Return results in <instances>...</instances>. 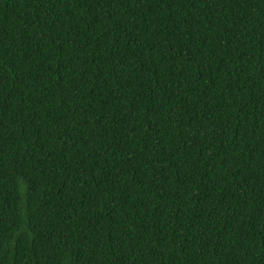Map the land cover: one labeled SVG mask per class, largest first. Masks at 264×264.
Masks as SVG:
<instances>
[{"label":"trees","instance_id":"16d2710c","mask_svg":"<svg viewBox=\"0 0 264 264\" xmlns=\"http://www.w3.org/2000/svg\"><path fill=\"white\" fill-rule=\"evenodd\" d=\"M0 264H264V0H0Z\"/></svg>","mask_w":264,"mask_h":264}]
</instances>
